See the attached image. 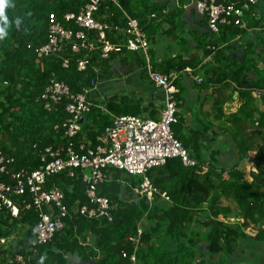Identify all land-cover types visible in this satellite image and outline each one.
Instances as JSON below:
<instances>
[{"label":"trees","instance_id":"obj_1","mask_svg":"<svg viewBox=\"0 0 264 264\" xmlns=\"http://www.w3.org/2000/svg\"><path fill=\"white\" fill-rule=\"evenodd\" d=\"M88 1L10 0L12 7L5 10L8 20V35L5 39L0 40V52L3 54V59L0 61V81L6 82L5 85L8 83V87L5 89L9 90L7 102L11 106L8 113L13 116V119L7 121L4 116L5 107L2 105L0 126L6 128L7 131H9L8 128L13 130L8 140L9 147H7L16 149L14 152H11L12 149L6 150L0 142V152L14 159V170L21 168L29 171L35 170L27 165L34 159V156L39 162L40 152L45 147H64L66 143L62 131L55 132L53 130V126L61 124L67 118L64 108L60 106L56 112L48 114L34 102L43 92L51 74L55 75L58 81L65 83L72 93H77L94 78L93 73L90 68L86 72H78L76 60L80 56L73 55L70 50L65 49L58 56L45 59L35 58L33 50L47 42L49 28L52 24L59 23L64 28L70 27L76 30L75 27L64 21L63 16L67 13L77 14ZM149 3L150 0L147 2L120 0L119 6L116 8L112 4H109L108 7H100L95 18L101 22L124 27L126 24L124 14H126L130 18L140 21L143 31L150 39L155 28L153 23H148L146 17L150 15L148 12H157L155 7L158 6H151ZM17 18L21 20L19 27L15 24ZM229 28L231 29L230 26L222 28V30L224 29L222 32L223 42H227L234 36V32L229 34ZM63 57L70 59L68 69L61 66ZM91 65H97V58L92 57ZM187 66H190L189 62L171 69L166 74L181 72ZM152 69L159 72L156 66ZM177 86L180 91V81ZM252 93V89L242 88L239 95L244 103L237 113L229 116H223L222 113L221 106L225 101L214 103L219 114V121L224 119L230 126L226 127L224 132L220 131L224 137L223 142L232 146L224 153H222V148L214 150L213 147L205 145L207 141L213 143L217 136L216 134L213 138L204 140L206 133L214 134L212 125H203L201 131H194L186 136L181 132L184 124L178 116L177 123L172 125L174 137L189 157L199 163V166L187 168L182 165L179 159H172L168 160L163 167L154 169H160L158 175L162 174L161 176L168 174L169 178L179 177L174 184L159 178L152 180L151 172L153 170L148 172V178L160 192H166L164 185L170 184V187H173L176 184L172 190L169 187V191L166 192L170 199L169 203L156 200V203L149 205L145 199H142L137 203L121 205L118 202L117 186L112 183L111 194L108 195L105 192L98 194L107 198L112 207L116 204L115 201L120 206L119 208L117 205L118 208L112 211V224L105 221L88 220L78 214H73V212L70 213V217L76 218V222L83 223L82 228L97 227V224H102L97 242L98 250L102 256L99 264H130L127 258L122 257V253L127 255L134 253L133 245L126 240L127 237L135 235L136 229L143 219L146 226L142 228L139 242L143 243L146 249L137 248L135 251L136 264H211L210 261L226 264L232 257L235 258L234 260H242L245 250H250L253 258L258 257L264 264V111L260 112L254 107ZM19 97L23 98L25 102L21 103L22 100ZM131 97L130 94L129 96H116L107 99L105 105L101 106L106 113L99 106L92 107L81 123L80 133L74 139L76 148L80 143H83L85 147L95 150L99 145L97 138L103 134L105 128L111 126L112 116H141V108L136 103H132ZM177 98L180 103L179 95ZM17 104L23 107L20 109L22 119L17 117L18 109L12 108ZM87 120L90 125H87ZM5 122L6 125H3ZM258 141L260 144L256 146ZM228 146L226 147L228 148ZM205 147H207L206 151ZM83 153L84 151L77 150V154ZM227 155L235 161L222 160V157H229ZM246 160H250L256 169V172L249 174L251 181H248L243 170L238 168V165ZM227 162L229 164H226ZM204 164H207V167L202 166ZM119 172L124 174V172ZM128 177L131 178L129 183L132 184V188H137L141 179ZM82 178L83 174L78 170L74 172L73 177H69L64 172L49 178L45 189L58 188L64 196L63 204L68 210H73L78 206L88 204ZM1 181H5L7 184L13 183L6 175L1 176ZM106 182L107 180L104 183ZM105 188L104 191H106ZM128 190L127 192L130 193V185ZM29 197V194H26L22 198L14 199L20 210L19 217L16 219L11 218L6 210L0 211V239L11 237L17 232L20 225H28L35 229L39 220V212L32 207L25 208V203H29ZM221 198L230 199L236 206V213H233L229 208L222 207L220 205ZM204 204L207 205L205 210L203 209ZM52 210L54 213L57 212L54 205ZM205 212H208L210 217H205ZM220 216L223 219L232 216L239 222L242 221L240 224H227L218 220ZM196 217H201V219L196 221ZM68 219L69 217L64 219V227ZM194 221L200 225V234L193 233L194 231L191 229ZM56 234L57 232L54 238ZM111 235L112 237H110ZM52 241L44 246L37 245L39 256L43 251L47 252L44 262H40V264H64L60 254L57 255L49 251L52 248ZM202 241H206L208 244V253H206L208 255L199 250ZM207 257L208 260H206ZM37 261L39 258L34 261L30 260L32 264H39ZM254 262L260 264L258 259Z\"/></svg>","mask_w":264,"mask_h":264},{"label":"built area","instance_id":"obj_2","mask_svg":"<svg viewBox=\"0 0 264 264\" xmlns=\"http://www.w3.org/2000/svg\"><path fill=\"white\" fill-rule=\"evenodd\" d=\"M119 1L89 0L77 14L67 13L63 16L64 21L76 30L64 28L59 23L52 24L47 42L33 50L37 59L58 56L65 49L70 50L73 55L80 56L76 60L77 71L83 73L90 68L94 76L79 92L72 93L65 83L58 81L55 75L51 74L43 92L36 98L34 103L42 107L44 112L51 114L62 106L67 115L65 121L53 126L55 132L62 131V136L66 139L64 147H45L40 152V165L37 169L14 170V159L0 152V211L4 209L11 218H18L20 210L14 199L29 194V203H23L26 209L32 207L39 212V220L34 229L38 246L47 245L52 241L55 233L64 228V219L70 217L71 212L88 220L112 224L113 207L107 198L98 195V187L107 180L108 169L140 178L141 182L135 188V193L152 205L156 200L169 203L170 199L166 192H160L151 183L147 175L149 171L163 167L172 159H179L187 168L199 166L197 161L189 157L172 131V125L178 121L177 97L180 91L177 83L182 75L193 77L194 70L186 68L181 72L168 74L154 71L148 62L151 41L138 19L124 14L126 24L120 27L95 18L100 7H108L109 4L118 7ZM256 1H221L214 5L215 0H189L186 7H193L199 15L205 17L210 33L219 35L223 27L245 28L241 18ZM167 14L168 10L162 9L159 13H150L146 18L149 22H160ZM129 53L144 56L147 61L145 67L148 80L155 88L164 92V108L159 118L151 119L142 115L112 116L111 126L105 128L103 134L97 138L99 145L95 150L85 147L83 143L76 148L74 139L81 131V123L95 106L89 96L95 90L102 74V64L113 56ZM92 57L97 58V65H91ZM69 65L70 59L61 58L62 68L68 69ZM194 79L198 84L202 81L199 77L194 76ZM101 110L106 113L103 108ZM77 150L84 153L77 154ZM202 166L207 167V164ZM76 170L83 174L82 181L88 204L68 210L63 204L62 192L58 188L47 190L45 184L49 178L64 172L73 177ZM2 175L9 176L13 183L1 181ZM53 205L56 213L52 210ZM141 235L142 228L139 224L135 235L127 237L126 241L133 245L134 253H122V257L127 258L130 264L137 262L135 251L140 244ZM7 240L0 239V246H4ZM9 264L32 263L23 255L15 254Z\"/></svg>","mask_w":264,"mask_h":264},{"label":"crops","instance_id":"obj_3","mask_svg":"<svg viewBox=\"0 0 264 264\" xmlns=\"http://www.w3.org/2000/svg\"><path fill=\"white\" fill-rule=\"evenodd\" d=\"M188 1L150 0L149 4L151 6H158L155 7L157 12H151L159 13L162 9H167L168 14L160 22H151L155 29L153 30V36L150 38L151 47L148 53V62L152 68L154 66L158 67L161 74H166L171 69L182 66L186 62L190 63V66L186 68L194 70L193 77L182 75L180 78L178 116L184 124L181 132L187 136L194 131H201L203 125H212L214 134L208 131L209 133L205 134L204 140L207 141L208 138H213L216 134L217 136L213 143L207 141L205 145L210 148L213 147L214 150L222 148V153H224L230 150L232 146H228L223 142L224 137L220 131L224 132L225 128L230 126L224 119L219 121V114L214 103L225 101L221 106L223 116L235 114L244 103L239 93L242 88L247 87L253 91L251 96L254 99V107L260 112L264 111V0H257L248 12L246 11L243 14L241 21L245 28H229V34L234 32V36L227 42L222 41L224 29L219 35L210 33L205 17L199 15L193 7H186ZM221 1L238 3L241 0ZM2 59L3 54L0 52V61ZM146 62L144 56L131 53L113 56L108 62L103 63L102 74L98 78L95 90L90 95L92 103L96 106H104L106 100L111 99V97L129 96L131 94L132 103L139 105L142 116L158 119L164 108V92L151 85L147 77ZM194 76L202 80L200 84L195 81ZM0 82V110L4 105V116L7 121H10L13 116L8 113V109L11 107L7 102L9 90H5L8 83L5 85L6 82ZM17 86L19 88V85ZM19 98L22 100L21 103L25 102L23 98ZM12 108L18 109L17 117L22 119L20 109L23 107L17 104ZM86 123L90 125L88 120ZM3 125H6V122ZM8 129L9 131L0 126V142L6 150L12 149L11 152H14L15 147L8 148V140L13 131L11 128ZM202 138L203 135L201 141ZM257 144H260L259 141L256 146ZM207 147H205V151ZM33 155L36 154L33 153ZM232 159L230 156L222 157V160L234 162L235 160ZM226 164H229V162ZM27 165L36 169L39 162L34 156V159L29 161ZM242 167L249 168V171L243 170ZM238 168L243 170L246 179H249V181H251L249 174L256 172L255 166L250 160L240 163ZM159 173L160 169L153 170L151 179L159 178L170 181L172 184L178 181L179 177L169 178L168 174L161 176L162 174L158 175ZM106 174L107 182L98 187V194L103 192L108 195L111 194V185L115 183L117 193L119 192L118 202L121 205H127L131 202L137 203L142 200L136 195L135 188H132V184L129 183L131 178L125 173L121 174L114 169H108ZM129 185L130 193L127 192L129 191ZM170 186V184L164 185L166 189L164 191L168 192ZM175 186L176 184L173 187ZM104 187H106V191H104ZM173 187H170V190ZM130 195L131 198H129ZM118 202L115 201L116 204L113 205L114 211L118 207L120 208ZM220 202H222L220 205L224 208L231 209L232 206H235L230 199L221 198ZM206 207L207 205L204 204L203 209L205 210ZM204 215L210 217L208 212H205ZM232 216L226 219L220 216L218 220L227 224H240L242 220L239 222ZM200 219L201 217H196V221ZM196 221L191 225V229L194 231L193 233L200 234V225ZM97 225V227L82 228L83 223L76 222V218L69 217L66 226L57 231L51 243L52 248L49 251L57 255L60 254L64 264H99L102 256L98 250L97 242L102 224ZM145 226L143 219L140 228H145ZM7 239L6 244L0 246V264L11 263L13 256L17 253L31 261L39 258V261H37L39 264L44 262V256L47 252L45 250L39 256L34 228L28 225H20L17 232ZM138 247L146 249L143 243H140ZM199 250L202 253H208L206 241L200 243ZM227 257L229 258V256ZM234 259L232 257L229 263L226 264H256L254 260L257 259L260 264H263L258 257L253 258L250 250H245L242 260ZM206 260H208V257ZM210 262L211 264L219 263L218 261Z\"/></svg>","mask_w":264,"mask_h":264},{"label":"clouds","instance_id":"obj_4","mask_svg":"<svg viewBox=\"0 0 264 264\" xmlns=\"http://www.w3.org/2000/svg\"><path fill=\"white\" fill-rule=\"evenodd\" d=\"M12 7L10 0H0V40H3L8 35V20L5 14V10ZM17 27L21 24V20L17 18L15 20Z\"/></svg>","mask_w":264,"mask_h":264},{"label":"rangeland","instance_id":"obj_5","mask_svg":"<svg viewBox=\"0 0 264 264\" xmlns=\"http://www.w3.org/2000/svg\"><path fill=\"white\" fill-rule=\"evenodd\" d=\"M131 69H132V67H131ZM132 71V70H131ZM131 79V78H130ZM255 144V143H254ZM242 169L244 170L245 168H243L242 167ZM249 168H247V169H245L246 171H249L248 170ZM248 181H249V179H248ZM221 204H222V202H220ZM231 210L233 211V213H236V206H232V208H231ZM220 259H222V258H220Z\"/></svg>","mask_w":264,"mask_h":264},{"label":"water","instance_id":"obj_6","mask_svg":"<svg viewBox=\"0 0 264 264\" xmlns=\"http://www.w3.org/2000/svg\"><path fill=\"white\" fill-rule=\"evenodd\" d=\"M221 2V0H215L214 5H218Z\"/></svg>","mask_w":264,"mask_h":264}]
</instances>
